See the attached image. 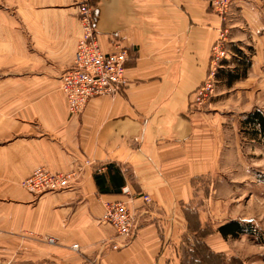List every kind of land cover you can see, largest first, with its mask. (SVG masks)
<instances>
[{
	"label": "crops",
	"instance_id": "obj_1",
	"mask_svg": "<svg viewBox=\"0 0 264 264\" xmlns=\"http://www.w3.org/2000/svg\"><path fill=\"white\" fill-rule=\"evenodd\" d=\"M95 3L102 49L128 48V85L71 115L61 87L82 34L74 0H0V264H179L167 245L185 227V212L206 220L195 181L221 175L235 123L221 110L224 91L192 105L220 16L210 0ZM232 15L231 42L252 36L263 45L255 0L237 2ZM42 166L81 167L80 181L38 195L20 186ZM113 201L126 202L139 222L120 249L103 219Z\"/></svg>",
	"mask_w": 264,
	"mask_h": 264
},
{
	"label": "rangeland",
	"instance_id": "obj_2",
	"mask_svg": "<svg viewBox=\"0 0 264 264\" xmlns=\"http://www.w3.org/2000/svg\"><path fill=\"white\" fill-rule=\"evenodd\" d=\"M255 1L264 11V0ZM236 3L233 2L224 16L226 19L224 26L229 28L226 48L231 56L223 61V67L219 71L224 68H235L237 62L234 61V46H239L244 51L251 60L252 66L246 76L232 83L221 82L217 75L213 97L218 92L224 91L217 97L221 101V110L224 113L233 112L235 123L233 122L234 126L228 127L226 131L229 148H225L224 151L221 175L208 176L195 181L194 188L197 193L194 201L203 209L205 222L201 224L199 215L194 213L196 210L191 208L190 213L185 212L187 222L185 227L179 225L176 228L177 239L168 242L167 246L172 250L174 259L178 260L179 264H201L196 259L201 251L206 253V264H264V143L260 140H252L241 131L244 114L257 108L264 109V43L259 44V37L254 39L252 36H249L245 42L237 44L231 42L234 19L232 14ZM94 4L96 9L95 0ZM20 19L17 16L22 26ZM229 86H232V89L228 90ZM192 105L195 108L205 106ZM231 220L243 223L245 228L249 229V233L236 238L232 236L224 238L218 228ZM193 248H197L198 252L191 254Z\"/></svg>",
	"mask_w": 264,
	"mask_h": 264
},
{
	"label": "built area",
	"instance_id": "obj_3",
	"mask_svg": "<svg viewBox=\"0 0 264 264\" xmlns=\"http://www.w3.org/2000/svg\"><path fill=\"white\" fill-rule=\"evenodd\" d=\"M237 1L241 0H211V7L221 17L222 25L213 45L207 77L194 92L192 104L197 107L206 105L213 97L219 69L223 67V61L231 56L226 48L229 28L224 26L226 22L224 16L233 2ZM74 3L78 10L82 34L72 64L63 74L61 90L69 113L79 115L90 99L101 95H116L125 90L128 85L129 51L127 47L118 43L113 51L105 52L95 28L94 0H74ZM81 173V167L68 172H54L42 166L23 179L20 186L36 195L48 191H60L74 187L80 181ZM123 192L127 193L128 189L124 188ZM144 199L147 203L152 202L150 195H144ZM103 219L113 226L119 239V242L114 243V249L127 246L135 237L139 227L136 214L124 201L107 203ZM48 242L54 243L55 239L49 238ZM73 248L78 249L79 245L75 244Z\"/></svg>",
	"mask_w": 264,
	"mask_h": 264
},
{
	"label": "trees",
	"instance_id": "obj_4",
	"mask_svg": "<svg viewBox=\"0 0 264 264\" xmlns=\"http://www.w3.org/2000/svg\"><path fill=\"white\" fill-rule=\"evenodd\" d=\"M233 48V52L235 53L234 61L237 62L235 68L221 69L218 74L219 77L225 76L227 83H232L246 76L248 69L252 66L251 60L239 46H234ZM241 128V131L247 134L252 140H260L264 143V109L257 108L244 114L241 121ZM97 178H99V176H97ZM218 231L224 238H228L229 236L236 238L242 234L249 233V229H246L244 224L238 220H231L220 225ZM195 252H198L197 248H193L191 254H195ZM200 253L201 254L196 259H198L201 264H206V253L202 251Z\"/></svg>",
	"mask_w": 264,
	"mask_h": 264
}]
</instances>
